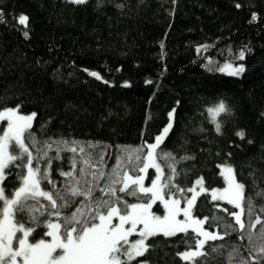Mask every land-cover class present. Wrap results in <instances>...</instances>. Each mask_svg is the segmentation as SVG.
Here are the masks:
<instances>
[{
  "label": "trees",
  "instance_id": "16d2710c",
  "mask_svg": "<svg viewBox=\"0 0 264 264\" xmlns=\"http://www.w3.org/2000/svg\"><path fill=\"white\" fill-rule=\"evenodd\" d=\"M0 13V109L19 106L21 114L35 113L31 131L38 141L81 142L85 147L76 155L77 178L81 160L89 164L85 173L101 167V152L107 175L121 149L153 143L175 110L173 127L157 149L162 183L168 178V165H174L173 184L187 189L203 178L208 190L221 189L225 182L218 166L229 165L245 185L243 232L228 229L229 223L239 226L222 211L238 209L211 202L208 192L198 197L194 216L208 217L206 230L228 234L223 240L208 241L205 255L195 258V264H226L234 247L239 252L232 264L244 260L264 264L247 237L264 228L260 211L264 207V0H87L81 5L69 0H0ZM21 15L28 17L26 29L18 24ZM24 31L29 33L27 38ZM227 62L244 64L243 74L235 77L215 70ZM221 99L233 114L219 117L223 135H217L206 110ZM240 130L244 139L235 134ZM161 149L175 159L160 160ZM56 154L49 152V156ZM59 155L61 159L53 160L50 169L57 190L65 187L59 171L69 170V157L75 154L62 151ZM184 156L194 159L182 160ZM154 172L148 169L146 187ZM128 174L135 175L130 170ZM12 180L8 176L3 181L6 191ZM79 186L88 187L84 179ZM41 187L47 190L51 185L42 182ZM163 190L168 196L169 189ZM250 195L255 207L252 221L259 217L260 224L249 221ZM76 199L78 203L82 198ZM76 206L57 210L69 213ZM153 212L164 214L159 200ZM213 217L222 218L216 222L219 227ZM193 235L189 229L187 234L150 237L148 251L130 264H191L178 253L187 249ZM212 244L225 247L210 252Z\"/></svg>",
  "mask_w": 264,
  "mask_h": 264
},
{
  "label": "snow or ice",
  "instance_id": "6c2138e0",
  "mask_svg": "<svg viewBox=\"0 0 264 264\" xmlns=\"http://www.w3.org/2000/svg\"><path fill=\"white\" fill-rule=\"evenodd\" d=\"M69 2L81 5L87 3V0H69ZM27 21V16L21 15L18 18V24L23 25L25 29ZM0 22H3L2 13H0ZM24 35L27 38L29 33L24 31ZM239 58H244L243 52L239 53ZM216 70L237 76L245 69L243 66L233 68L229 63ZM91 75L99 78L96 73ZM174 111L169 113L170 122L162 133L154 138L153 143L145 141L138 148L121 149V155L116 158L115 165L108 169L107 175L103 170L104 153L101 152L99 161L101 167L96 172L85 173V168L89 164L87 160H81L82 167L77 178L76 155L82 154L85 147L81 142L38 141L31 131L35 113L20 114L19 106L0 109V122H7L4 124V130H0V264H130L148 251L149 246L146 241L150 237L160 234L165 237L175 236L178 233L187 234L189 229L194 234L192 243L178 255L181 260L195 264V258L205 255L204 247L208 241L223 240L228 234L225 232L221 235L219 232L206 230L203 225L208 222V217L193 216L192 209L195 207L197 197L203 192L209 193L211 202L223 201L233 209H238L239 211H229L224 208L222 211L233 217L234 224L239 226L236 228L229 223L226 227L232 231L243 232L245 185L237 181L235 170L231 166H218L221 168L220 175L227 184L223 189H205L202 179L195 181L199 191L196 186L181 188L172 183L177 175L174 165H168L170 169L168 178L161 185L163 171L161 165L157 163V149L173 127L171 119L174 117ZM206 111L215 133L223 135V121L219 117L232 115V109L221 99ZM235 134L240 139H244L243 130ZM54 144L58 146L54 148ZM88 147L94 145L89 144ZM145 148L148 151L145 152ZM52 151L57 154L49 156V152ZM62 151L75 155L69 157V170L59 171V175L65 177L63 182L65 187L57 190L55 182L51 179L50 169L53 160L61 159L59 153ZM159 159L167 161L174 160L175 157L161 149ZM181 159H194V157L184 156ZM17 161L19 163H16ZM9 168L12 171L6 173L5 169ZM149 168L155 169V172L150 186L146 187L144 180ZM128 170L135 175H129ZM87 175H91L92 179L88 180ZM8 176H13V180L10 181V187L6 191L3 181ZM81 179H84L88 185L86 190L79 186ZM100 181H103V184ZM42 182H47L51 187L45 190L41 187ZM164 188L169 189L168 199H165L163 194ZM185 191L193 195L184 196ZM95 192H99V195H95ZM76 198L82 199L77 203ZM129 198L134 200L129 202ZM181 198L185 202L184 208L180 207ZM158 200L163 205L164 215H157L152 211L153 205ZM44 201L48 203L45 204ZM57 201L61 203L58 205ZM71 204L77 206L69 213L62 214L57 210L69 207ZM260 211L264 212V207H261ZM254 213L255 207L250 195L247 201L249 221L252 224H260L259 217L252 221ZM181 215L184 219H178ZM41 216L49 218L41 220ZM51 217H55V221ZM212 219L216 224L222 218ZM114 220L117 223H113ZM216 226L219 227V224ZM209 227H213V224ZM37 229H42L37 234L38 238L30 241L29 237ZM133 234L139 239L129 241V236ZM49 237L51 239H48ZM247 237L257 254L264 258V228H261L259 233H247ZM224 247L225 245L212 244L209 251L216 252ZM238 252L239 249L234 247L233 251L227 254L226 264H232L234 254ZM220 255L224 253L221 252ZM140 264L144 262L141 261ZM242 264H249V261L244 260Z\"/></svg>",
  "mask_w": 264,
  "mask_h": 264
},
{
  "label": "rangeland",
  "instance_id": "374dc122",
  "mask_svg": "<svg viewBox=\"0 0 264 264\" xmlns=\"http://www.w3.org/2000/svg\"><path fill=\"white\" fill-rule=\"evenodd\" d=\"M230 62H227V63H223V64H221V65H219L216 69H218V68H220V67H222V66H224V65H226V64H229ZM231 65H232V67L233 68H236V67H239V66H243L244 67V69H245V66H244V64H235V63H230ZM215 69V70H216ZM217 72H220V73H223V74H226V75H228L226 72H221V71H218V70H216ZM243 74V73H242ZM242 74H240V75H237V76H235V77H239V76H241ZM20 113V112H19ZM21 114V113H20ZM25 115H29V114H25ZM6 122V121H5ZM33 122H34V120H33ZM4 122H0V130H4V129H2L1 127H2V124H3ZM7 123V122H6ZM157 163H159L158 162V159H157ZM221 166H225V165H221ZM227 166H229V165H227ZM162 168V167H161ZM233 168V167H232ZM234 169V168H233ZM235 170V169H234ZM163 171V170H162ZM220 171H221V168H220ZM236 174V173H235ZM144 175V174H143ZM199 179H202L203 180V178H199ZM236 179H237V177H236ZM162 181H163V175L161 176V180H160V183H161V185H163V183H162ZM238 181V180H237ZM144 182H145V180H144ZM225 182V181H224ZM239 182V181H238ZM145 184V183H144ZM193 186H196L195 184L193 185ZM197 187V191H199V186H196ZM203 187L205 188V189H207L206 187H205V184H204V180H203ZM227 187V184H226V182H225V186L223 187V188H226ZM223 188H221V189H223ZM211 190H214V189H211ZM186 195H184V196H187V197H191L192 195H193V193H191V192H187L186 191ZM204 193V192H203ZM163 194H164V196H165V199H168L169 198V196H167L165 193H164V190H163ZM202 194V193H201ZM200 194V195H201ZM199 195V196H200ZM198 196V197H199ZM198 197H197V199H198ZM173 199L174 198H177V197H172ZM197 201V200H196ZM223 202V201H222ZM180 207L181 208H184L185 207V202H184V200H183V198H181V204H180ZM194 209V208H193ZM193 209H192V214H193ZM152 211H153V208H152ZM164 214H165V212H164ZM163 214V215H164ZM193 216H194V214H193ZM195 217V216H194ZM178 219H184V217L181 215V216H179L178 217ZM113 223H117V221H113ZM142 227V226H141ZM138 231H139V228H138ZM17 235H18V233H17ZM48 239H51L50 237L48 238ZM137 239H139V237L137 236V235H135V234H133V235H131V236H129V241H135V240H137ZM30 240V239H29ZM14 247H15V244H14Z\"/></svg>",
  "mask_w": 264,
  "mask_h": 264
}]
</instances>
